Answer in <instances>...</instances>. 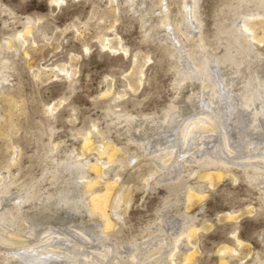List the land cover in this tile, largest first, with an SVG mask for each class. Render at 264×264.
<instances>
[{"label": "rangeland", "instance_id": "374dc122", "mask_svg": "<svg viewBox=\"0 0 264 264\" xmlns=\"http://www.w3.org/2000/svg\"><path fill=\"white\" fill-rule=\"evenodd\" d=\"M263 99L264 0H0V264H264Z\"/></svg>", "mask_w": 264, "mask_h": 264}, {"label": "bare ground", "instance_id": "6f19581e", "mask_svg": "<svg viewBox=\"0 0 264 264\" xmlns=\"http://www.w3.org/2000/svg\"><path fill=\"white\" fill-rule=\"evenodd\" d=\"M55 1V0H54ZM195 9H193L192 10V16L194 17V15H195ZM243 28L246 30V32L247 31H252V26L250 25V23H248V22H244V24H243ZM257 87V86H256ZM236 99H237V97H235ZM238 100V99H237ZM8 101V100H7ZM252 101H253V99H252ZM9 102V111L10 112H13V110H14V108H15V105H14V103H12L11 101H8ZM7 102V103H8ZM236 107H239L240 109H242L243 108V105L241 104V102L240 101H238L237 103H236ZM264 107V99H263V101H256V102H254L249 108H248V110L249 111H252L253 109H255V110H260V108H263ZM262 111V113H263V118H262V120H260V124L262 125L263 124V122H264V110H261ZM251 113L250 112H248L247 113V115L245 116V120H247V121H249V120H251ZM171 117H172V115L170 116V119H171ZM170 119H168V120H170ZM167 120V119H166ZM210 120H211V118L210 117H206L204 120H192L186 127H184V131L182 132L183 133V140H184V143H186L188 140L189 141H191V144H195V142L196 141H199V139L196 137V135L195 134H197V132L196 131H199V130H202V129H205L207 126H208V123L210 122ZM188 128H190L191 130H189L188 132H187V130H188ZM209 128V127H208ZM201 141V140H200ZM92 146H93V144H92V142H91V140L89 139V137H87V136H85L84 137V143H83V149H85V150H89V149H91L92 148ZM116 150V149H115ZM114 148H102L101 150H99L98 151V154L100 155V156H103V155H107V163H110V160L112 159L111 157L114 155ZM117 152V151H116ZM115 152V153H116ZM177 156V155H176ZM220 157H218V159H219ZM255 158V157H254ZM216 160V159H215ZM256 161V160H255ZM105 163V162H104ZM88 167L91 169V170H93L94 172H95V176H96V180L94 181V182H91V181H87V183H86V185H85V188L89 191V187H91L94 183H96V182H98V178H99V173L101 172V169H100V167L98 166V165H96V164H90V165H88ZM221 172H219L218 170L216 171V172H207V173H205L204 174V177H210V176H212L213 174H220ZM113 183L112 182H105L104 183V193H107L108 191H110L112 188H113ZM90 192V200H89V202L91 201V203L93 204L94 203V205L97 207L98 205H99V207H100V205L102 204V201L100 200V202L99 203H101V204H98V205H96L97 204V202H98V200L100 199V196L102 197L103 195L102 194H104V193H96V192H94V191H89ZM203 195H201L200 193H194V192H191V191H188V193H187V196H185V197H187V200L189 201V202H191L192 200H194V199H196L197 197H202ZM104 197V196H103ZM67 196L66 195H63V196H61L60 198H59V202H58V204H60L61 202H63V203H66V201H67ZM105 202V201H104ZM104 202H103V204L102 205H104ZM107 202V201H106ZM123 202V197H122V193H118V194H116L115 196H114V198H113V200H112V202H111V208H112V210L115 212L117 209H118V207L120 206V203H122ZM96 203V204H95ZM20 204V203H19ZM18 204V205H19ZM90 204V203H89ZM21 205V204H20ZM91 205V204H90ZM107 205V204H106ZM105 205V206H106ZM110 206V205H109ZM18 207V206H17ZM93 207V206H92ZM91 207V208H92ZM103 207V206H102ZM19 209V208H18ZM90 209V208H89ZM94 209H96V211H97V209L98 208H94ZM100 209H98V211H99ZM101 210H102V212H101V216L103 217V219H105V224H108L109 225V216L107 215V213H106V211L104 210V209H102L101 208ZM97 211V212H98ZM226 215H230V214H226ZM230 217V216H229ZM104 224V223H103ZM189 231H190V229L187 231V234L189 233ZM8 235H11V234H8ZM12 236H13V234H12ZM9 237V236H8ZM0 240H4V241H11V242H16V241H19L18 240V238L15 236V238H7V237H0ZM223 250H227V251H234V249H228L227 247H224L223 248ZM99 254V256L100 257H104L105 256V253L104 252H99L98 253ZM190 254L191 253H188V255L186 254V255H184V263H187L189 260H190ZM133 260V259H132ZM191 262V261H190ZM189 262V263H190Z\"/></svg>", "mask_w": 264, "mask_h": 264}]
</instances>
